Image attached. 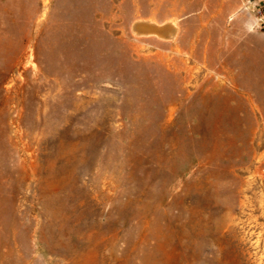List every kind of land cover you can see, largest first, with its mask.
Masks as SVG:
<instances>
[{"label": "rangeland", "instance_id": "1", "mask_svg": "<svg viewBox=\"0 0 264 264\" xmlns=\"http://www.w3.org/2000/svg\"><path fill=\"white\" fill-rule=\"evenodd\" d=\"M234 2L0 0V264H264V0Z\"/></svg>", "mask_w": 264, "mask_h": 264}, {"label": "crops", "instance_id": "2", "mask_svg": "<svg viewBox=\"0 0 264 264\" xmlns=\"http://www.w3.org/2000/svg\"><path fill=\"white\" fill-rule=\"evenodd\" d=\"M234 1L235 0H224L225 7H237L239 3H235ZM135 25H137L139 32L143 35L172 39L180 34V25H184V22L181 24L179 20L176 21L174 19L163 21L153 18H147L145 20L138 21L137 23H135Z\"/></svg>", "mask_w": 264, "mask_h": 264}]
</instances>
